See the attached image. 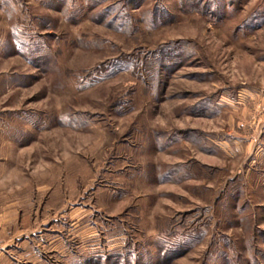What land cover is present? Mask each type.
<instances>
[{"label": "rangeland", "instance_id": "374dc122", "mask_svg": "<svg viewBox=\"0 0 264 264\" xmlns=\"http://www.w3.org/2000/svg\"><path fill=\"white\" fill-rule=\"evenodd\" d=\"M0 264H264V0H0Z\"/></svg>", "mask_w": 264, "mask_h": 264}, {"label": "crops", "instance_id": "0c3cea01", "mask_svg": "<svg viewBox=\"0 0 264 264\" xmlns=\"http://www.w3.org/2000/svg\"><path fill=\"white\" fill-rule=\"evenodd\" d=\"M13 246V244H0V256L4 255L5 253H7V249L11 248Z\"/></svg>", "mask_w": 264, "mask_h": 264}]
</instances>
